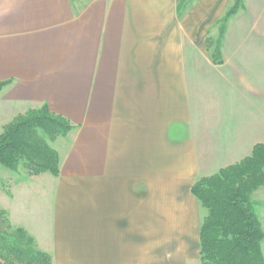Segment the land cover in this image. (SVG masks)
Wrapping results in <instances>:
<instances>
[{
  "label": "crops",
  "instance_id": "crops-1",
  "mask_svg": "<svg viewBox=\"0 0 264 264\" xmlns=\"http://www.w3.org/2000/svg\"><path fill=\"white\" fill-rule=\"evenodd\" d=\"M233 3L0 0V135L45 104L75 126L59 175L0 164V209L52 264H201L193 184L264 144V3L220 36Z\"/></svg>",
  "mask_w": 264,
  "mask_h": 264
},
{
  "label": "trees",
  "instance_id": "trees-1",
  "mask_svg": "<svg viewBox=\"0 0 264 264\" xmlns=\"http://www.w3.org/2000/svg\"><path fill=\"white\" fill-rule=\"evenodd\" d=\"M244 7L234 0L220 20V36L227 21ZM209 46L213 40L208 38ZM220 54L216 46L214 55ZM8 84L0 82V91ZM75 126L66 117L53 113L48 105L18 115L0 135V164L17 169L23 163L37 175L60 173L58 151L51 146ZM264 185V144L252 154L219 172L198 179L192 193L207 210L200 230L201 264H264L262 228L252 192ZM0 264H52V256L37 247L35 239L21 227H13L0 209Z\"/></svg>",
  "mask_w": 264,
  "mask_h": 264
},
{
  "label": "rangeland",
  "instance_id": "rangeland-1",
  "mask_svg": "<svg viewBox=\"0 0 264 264\" xmlns=\"http://www.w3.org/2000/svg\"><path fill=\"white\" fill-rule=\"evenodd\" d=\"M245 3L248 4L251 7V10H253L254 9L253 4H255V3H257V4L264 3V0H244V6H245Z\"/></svg>",
  "mask_w": 264,
  "mask_h": 264
}]
</instances>
